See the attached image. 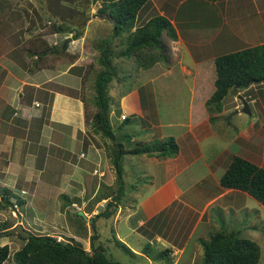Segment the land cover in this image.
Segmentation results:
<instances>
[{
    "label": "rangeland",
    "instance_id": "obj_1",
    "mask_svg": "<svg viewBox=\"0 0 264 264\" xmlns=\"http://www.w3.org/2000/svg\"><path fill=\"white\" fill-rule=\"evenodd\" d=\"M2 1L5 6L2 9L0 8V21L4 20L1 22L4 28L0 31V36L7 34L11 46L41 34L43 39L51 45H61L62 42L67 41L69 38L71 39L73 33H47L50 16L54 20H57V17L50 13L44 0ZM166 1L162 8L157 0H149L137 14L136 20V25L138 26L156 14L165 15L172 20H175V15L178 16L175 26L178 32L177 39L180 43L173 42L174 40L169 39L165 33H162L161 36L162 50L166 58L164 62L159 61L152 67L144 69L137 68L136 60L132 57H116L113 52H117V50L119 52L124 47V43L121 42L120 44L119 42L120 40L123 41L124 33L113 39L111 45L113 54L110 56V52L105 53L117 73L107 86L113 110L117 111L118 109L120 111V102L123 99L129 100V105H131L130 107L128 106L129 108L133 107V109L137 110L136 112L128 111V123L121 130L113 127V134L116 136L122 133L136 138V140H144L151 143L159 139L158 135H154L158 132H162L163 138L177 134V126H163L165 123L187 122L191 116L200 119L208 115L207 112H204L206 110L204 102L214 89V57L242 49L250 44L255 45L264 42V0H258L256 3H254V0H219L215 2L217 4L214 3L215 5L209 0H203L205 5L201 6L202 14L200 17H196L198 24L193 21L195 19L194 15L186 14L187 17L183 14L185 7L188 5L187 0ZM8 7H12L14 10L12 8L11 10L14 12L10 14V11H6L3 14V10L8 9ZM99 7V2L92 3L89 0L86 8L88 18L81 37L77 38L78 40L75 39L74 43L72 41L67 42L68 51L66 50L56 57L50 56L51 62L57 67L65 68L68 65H72L69 71L71 73L77 72L80 76L84 71L86 72V79L79 92L85 98L84 108H86L88 117L96 110L93 103V81L96 71L100 68L96 62V57L103 47L104 41L111 37L113 31L111 20H108L103 13L98 12ZM15 17L18 20L17 25L19 28L16 33L11 34V31L16 28L10 27L8 23L12 19L16 22ZM186 19H189L188 25ZM69 24L76 27L73 23ZM224 32L226 34H221L217 37L219 33ZM200 43H202L201 46H199ZM13 54L18 57L17 53ZM193 56L200 58L197 66H194L190 61V57ZM22 61L27 62L23 57H20L16 63L21 69L24 67L19 62ZM25 65L29 66L27 63ZM180 69L184 70H182L183 75ZM191 73L195 74L192 75ZM168 82H170L171 86L168 85ZM145 85L148 90L143 88ZM188 87L191 88V96ZM134 95L138 96L139 107H137L138 104L136 105ZM190 100H193L196 107L193 109V115H191L188 108ZM243 101L247 103L250 114L241 111L244 105ZM263 102L264 83H253L247 89L236 88L228 93L222 100V115L220 118L210 121L209 116L211 114H209L208 121L204 122L203 125L198 123L197 125L201 126L195 128V130H198L194 137L197 142L201 141L206 135L213 134L202 141L200 146L202 153L199 156L200 160L198 163L203 165L205 161L212 162L214 154L220 151L224 141L226 144L230 141L233 143L232 150L234 152H236V145L241 143L240 145L248 148L252 144L258 145L264 153L263 140L257 136L258 133H262L260 125L264 124L263 112L262 116L259 113ZM252 123L253 129L250 126ZM86 134L96 144L98 149L106 151V155L109 158L105 159V166L108 168L104 171V176H102L103 179H106L100 183V186L95 187L96 176L93 175L92 177L90 176L92 182L86 188H83V204L76 199L78 205H70L64 198L57 197L58 193L55 190L52 189L51 191L49 188L44 187V178H46V182L48 181L54 186L59 185V182L55 180L57 177L55 178L53 173H55L56 169H61L63 164L61 162L54 163L51 166V173L47 170L43 174L44 178L41 176L36 181L37 186H35L34 182L25 186L21 183V180L15 185L10 184L9 188L0 185V224L6 222L11 225L9 227L11 228L19 221L23 228L31 233L48 234L59 240L79 243L84 250L89 251V236L93 232L90 226V217L103 208L107 196L116 191L117 185L114 179V177L116 178L115 168L110 162V159L115 155L113 153L115 145L101 135L95 134L88 125H86ZM116 136L115 142H121L124 148L127 147L124 140L118 139ZM34 148L35 144L32 143L31 149L34 150ZM77 151L76 149V153ZM239 154L240 156H245L243 153ZM47 155L51 156L48 153ZM12 156L15 157L16 154ZM251 156H246V158L264 167V160H261L259 155L258 157ZM151 157L156 156L153 155ZM150 158L141 161V159H145L144 155L131 154H125L121 158L124 181V194L120 201L122 209L125 210L126 204H133L134 202L136 204L142 198L141 196L148 195L152 190L148 179L155 174L156 165ZM226 158L225 155V160ZM81 161L86 164L88 175L91 174L93 168H97L96 164L88 158H82ZM193 167L196 168L197 164L183 174L191 175L192 179H198L200 176L199 171L202 170V167L201 170H195ZM217 168V175L215 176L216 178L218 176L217 179H219L225 167ZM56 172L59 175L60 171ZM146 172L150 176L148 175L147 177L145 175ZM204 172L206 171L202 170V175ZM152 181L155 180L152 179ZM206 181L207 179L204 178L201 183L205 184ZM141 185L143 188L140 187ZM21 190L26 192L23 194ZM91 194H93L92 198L86 201ZM139 194L140 197L138 198ZM85 196H87L86 199ZM7 197L11 205L10 203L5 204L4 200ZM102 198L105 199L102 200ZM229 198H231V195L227 194L221 200L226 201ZM18 200H23L24 203L19 204ZM236 201V204L240 205L238 210L234 208L222 209L218 205L212 208L210 216L213 217L214 229L222 227L226 231L235 230L239 232L240 236L255 241L260 248V257L257 264H264V208L248 195H246L245 199ZM1 204H5V206ZM65 207H67L66 210H64ZM80 211L84 215L80 214ZM96 222L94 226L99 235V240L106 246V253L111 259L120 262V264H168L164 260L154 259L155 254L164 249L160 243L151 245L149 257L141 254L143 245L148 239L142 236L139 231L131 230L128 218L125 219L124 214L119 210V204L111 223L113 228H116L117 235L121 240L117 238L124 242L133 254L124 252L115 247L112 242H108L109 229L103 225L101 219ZM194 238L195 236H193ZM3 240L8 241L11 251L16 250L22 244V240L16 235H3L0 238V244L4 242ZM191 246L192 243L187 246L183 255H179L180 253L174 254V256H179V258L175 256L176 259L174 258V260L176 261L173 260L171 263L178 261L176 264H197L201 255L199 250L189 252Z\"/></svg>",
    "mask_w": 264,
    "mask_h": 264
},
{
    "label": "crops",
    "instance_id": "obj_2",
    "mask_svg": "<svg viewBox=\"0 0 264 264\" xmlns=\"http://www.w3.org/2000/svg\"><path fill=\"white\" fill-rule=\"evenodd\" d=\"M157 1L162 8L167 2L166 0ZM216 1L219 0L210 2L214 4ZM257 1L254 0V3ZM187 3L188 5L185 7L183 14L194 15L195 19L193 21L198 24L196 17H200L202 14L201 6L205 5V1L187 0ZM3 6L5 4L0 0V8L2 9ZM11 8L8 7V9L3 10V14L6 11H10V14H12L14 11ZM176 16H174L175 20L167 18L174 25L178 38V32L175 26L178 16ZM15 19L16 22L12 19L8 23L10 27L16 28L11 31V34L16 33L19 28L17 25L18 20L16 17ZM2 21H0V31L4 28L1 24ZM186 22L188 25L189 19H186ZM178 25L180 24L178 23ZM221 34L224 35L226 32L219 33L217 37ZM227 34L229 33L227 32ZM177 38L173 42H177L178 44L180 42H178L179 40ZM71 41L72 43L75 42V40ZM22 42H17V44L11 46L7 34L0 36V72L2 70L5 71L4 77L0 82V185L9 188L21 180V183L25 186L32 182L37 186L36 181L41 176L43 177V174L47 170L51 173V166L54 163L61 162L63 164L61 169H56L55 173H53L54 177H57L55 180L59 182V185L54 186L52 183L46 182V178L43 177L45 180L44 187L49 188L51 191L52 189L55 190L58 193L57 197L64 198L70 205H76V199L80 200L83 204V188H86L92 182L90 176H96L94 182L95 187H99L100 183L106 179H103L102 176H104L103 173L108 168L105 166V159L108 156L106 155V151L98 149L96 144L86 134V123L84 120L85 98L79 92V89L83 86L80 74L69 71L72 65H68L65 68H60L56 65H47L44 68L34 69L32 71H27L24 68L21 69L16 64L15 56L12 54ZM48 44L51 45L49 42ZM201 45L202 43L199 44V46ZM251 45L254 44H250L249 46ZM195 57H190V61L194 66H197L200 58ZM180 70L183 75V69ZM191 74L193 75L195 73ZM143 88L148 90L146 85ZM69 89L73 91H69ZM190 89L188 87L189 92ZM134 97L137 105L138 96L134 95ZM121 102L120 111L118 109L114 111L112 105H110L108 113L110 125L116 127L118 130H121L119 126L122 120L119 116L121 114H126L127 116L128 111L131 110L134 112L137 111L133 107L129 108L131 106L129 105V100L123 99ZM137 107H139V104ZM188 108L191 115H193V109L196 108L193 100H190L188 103ZM140 112L143 113L141 110ZM204 112H207L209 115L207 109ZM262 112L264 115V102L261 104V109L259 110L261 116ZM208 115L200 119L191 116L187 122L163 124V126L167 127H179L176 135H169L175 138L179 147L178 153L174 157L164 159L142 154L145 159H141V161L151 157L150 159L156 165L155 174L150 176L148 173L151 177L148 179V182L152 190L148 195L141 196L142 198L136 204L135 202L133 204H126L125 210L119 204V210L124 214L125 219L128 218L131 230L139 231L142 236L148 239L147 242L150 245L160 243L164 248L170 250L168 253L170 263L173 262L175 256L179 258V256H174V254L180 253L179 255H183L190 243H192V246L189 252L199 250L201 255L200 240L206 239L208 233L215 228L214 221H212L213 217L210 216L212 208L218 205L222 209L234 208L238 210L240 205L236 204V200L245 199L247 195L240 190L225 189L219 186L218 176L217 178L215 176L217 175L216 168H222L223 166L226 168L231 155L240 156L239 153H243L245 156L241 157L245 159H247L246 156L252 157L251 155H254L258 157L259 155V158L264 160V153L258 145L252 144L248 148L240 145V143L236 145V152H234L232 150L233 143L230 141L226 144L224 141L220 147V151L214 154L212 158L214 160L212 162L205 161L203 165L202 163L199 164V156L202 153L201 143L213 134L210 133L203 137L201 141L197 142L194 137L198 130H195V128L201 126L197 125L198 123H202L203 125L204 122L208 121ZM218 115L221 116L222 111ZM250 126L253 129V123ZM158 128L160 127L158 126ZM260 128L262 133L257 132V136L264 143V124L260 125ZM161 133L154 134L158 135L159 139L157 140L164 139ZM121 135L123 134L120 133L119 136ZM131 139L136 140V138ZM181 141L183 142L180 144ZM32 143L35 144L34 150L31 149ZM76 149L78 150L77 153ZM82 149L84 150L82 151ZM47 153L51 154V156H48ZM14 154H16L15 157L12 156ZM225 155L227 157L226 160ZM82 158H88L96 164L97 168H93L90 175H88L86 164L81 161ZM196 164L197 167H193L195 170H201L202 167V170L206 171L203 175L202 170L199 171L200 176L198 179H192L191 175L183 174ZM56 171H60L59 175ZM145 175H147V172ZM204 178L207 179L205 184L201 183ZM114 179L116 180L115 177ZM152 179L155 181H152ZM140 187L143 188L142 185ZM21 191L23 194L26 192ZM93 194L88 198L85 196V199L87 198L86 201L90 200ZM227 194H230L231 198L226 201L221 200ZM109 198L107 196L105 202ZM117 234L115 228V235L121 240ZM193 236H195L194 239ZM3 244H8V241H4L0 245ZM9 250V256L0 264H15L11 258L14 250L11 251V247H9ZM141 254L143 253L141 252Z\"/></svg>",
    "mask_w": 264,
    "mask_h": 264
},
{
    "label": "trees",
    "instance_id": "obj_3",
    "mask_svg": "<svg viewBox=\"0 0 264 264\" xmlns=\"http://www.w3.org/2000/svg\"><path fill=\"white\" fill-rule=\"evenodd\" d=\"M148 1L90 0L92 3H100L98 12L103 13L108 20H111L113 31L111 37L104 41V45L96 57V62L100 66L93 81V103L96 110L88 117L85 108L84 120L95 134L101 135L115 145V150H113L115 155L111 158V162L115 168L117 189L108 195L110 198L105 202L103 208L90 217V226L93 232L89 236V251L84 250L79 243L57 240L56 237L48 234L31 233L30 236L23 238L19 233H8L11 225L2 222L0 224V238L3 235H16L22 240V244L11 254L15 264H120L107 255L106 246L99 240V235L94 226L99 219L109 229L107 241L112 242L115 247L124 252L133 254L131 249L116 237L111 223L124 194L121 158L125 154H144L164 159L176 156L179 147L173 136L150 143L133 140L131 136L126 134L121 135L122 137L113 134V127L108 118L111 102L107 86L117 73L105 53L110 52V56L115 53L116 57H132L136 60L137 68L144 69L152 67L159 61H165L161 42L162 33L175 40L177 38L176 30L170 20L161 14L151 16L143 24L136 25L137 14ZM48 22L49 31L47 30V33H73V40L81 37L83 33L84 28L54 20L51 16ZM123 33L125 37L123 41L120 40L119 42L120 44L121 42L124 43V47L119 52L118 50L113 52V49L111 50L113 39ZM64 42L61 45H48L41 34L24 40L14 52L18 54V57L16 54L12 55L15 56L16 62L20 57L27 60V62H19L25 70H38L47 65H55L51 62L50 56L56 57L64 53L67 48V45L63 44ZM26 63L30 67L26 66ZM214 68V89L205 101L206 109L212 115L209 116L210 121H215L220 117L218 114L222 111V100L233 89H247L253 83H264V42L215 56ZM4 74L5 71L2 70L0 82ZM86 76L84 71L80 76L82 84H84ZM168 85L171 86L170 82ZM69 91L73 90L69 89ZM128 120L129 117L127 116L122 119L119 127L122 128L126 125ZM115 136L124 140L127 147L124 148L121 142H115ZM218 183L222 188L245 192L264 208V167L241 156L231 155L226 168L218 179ZM4 202L5 204L10 203L8 197L5 198ZM22 202L23 200H18L19 204ZM5 204L1 205L5 206ZM200 245L201 258L197 264H257L260 257V248L255 241L240 236L238 231H226L222 227L210 231L206 239L200 240ZM150 249V243L146 242L141 252L149 257ZM169 251L167 248L158 251L154 259L164 260L170 264ZM9 253L8 244L0 245V263L9 256Z\"/></svg>",
    "mask_w": 264,
    "mask_h": 264
},
{
    "label": "water",
    "instance_id": "obj_4",
    "mask_svg": "<svg viewBox=\"0 0 264 264\" xmlns=\"http://www.w3.org/2000/svg\"><path fill=\"white\" fill-rule=\"evenodd\" d=\"M61 0H45V2H46V4H47V8H48V10L49 11H51L52 13H53V16L54 17H59L58 15H60V14H65V15H67V11L68 12H70L71 11V9H69V8H67L66 6H62V8H60V9H58V10H56V11H54V9L55 8H57V7H59V6H61V2H60ZM68 1H71V0H68ZM78 1H82L83 2V8H82V11H81V19H80V23H77V25L79 26V27H81V26H83L84 24H85V21H86V19L88 18L87 17V15H86V8H87V6H88V4H89V0H78ZM73 3H76V4H78V2H74V1H72ZM71 12H77V11H75V10H72ZM55 15H57V16H55ZM73 23V22H72ZM74 24V23H73ZM71 39L69 38L68 40H67V42H69ZM66 41L63 43V44H66L67 43ZM243 107L241 108V111L242 112H244V113H246V114H250V110H249V108H248V106H247V103L245 102V101H243ZM235 112H237V110H235ZM80 214H82V215H84L81 211H80ZM18 220H19V217H18ZM8 233H13V232H16V233H19V235L21 236V237H23V238H26V237H28V236H30V234H31V232L30 231H28L27 229H25V228H23V226L21 225V223L18 221V223L15 225V226H13V227H11L10 229H8V231H7Z\"/></svg>",
    "mask_w": 264,
    "mask_h": 264
},
{
    "label": "flooded vegetation",
    "instance_id": "obj_5",
    "mask_svg": "<svg viewBox=\"0 0 264 264\" xmlns=\"http://www.w3.org/2000/svg\"><path fill=\"white\" fill-rule=\"evenodd\" d=\"M45 1V0H44ZM72 1H74V2H78V4H76V3H73ZM61 2V6H59V7H57V8H55L54 9V11H56V10H58V9H60V8H62V6L64 5V6H66L67 8H69V9H71V11L72 10H75V11H77L76 13L75 12H66L67 13V15H65V14H60V15H58L59 17L57 18V20H59V21H61V22H63V23H67V24H69V23H74L75 25H76V27H78L77 26V23H80V19H81V11H82V8H83V2L82 1H78V0H71V1H68V0H61L60 1ZM46 7H47V4H46ZM48 9V8H47ZM50 13L52 14V12L50 11ZM53 15V14H52ZM87 15V14H86ZM55 16H57V15H55ZM85 24H86V21H85ZM85 24L83 25V26H81V27H78V28H84V26H85ZM67 42V41H66ZM66 45H67V43H66Z\"/></svg>",
    "mask_w": 264,
    "mask_h": 264
},
{
    "label": "built area",
    "instance_id": "obj_6",
    "mask_svg": "<svg viewBox=\"0 0 264 264\" xmlns=\"http://www.w3.org/2000/svg\"><path fill=\"white\" fill-rule=\"evenodd\" d=\"M126 117V114H121L120 116H119V118L120 119H124ZM82 155V154H81Z\"/></svg>",
    "mask_w": 264,
    "mask_h": 264
},
{
    "label": "clouds",
    "instance_id": "obj_7",
    "mask_svg": "<svg viewBox=\"0 0 264 264\" xmlns=\"http://www.w3.org/2000/svg\"><path fill=\"white\" fill-rule=\"evenodd\" d=\"M71 40H73L72 37H71ZM71 40H70L69 42H71ZM74 40H75V39H74ZM9 229H10V228H9ZM57 240H59V239H57Z\"/></svg>",
    "mask_w": 264,
    "mask_h": 264
}]
</instances>
